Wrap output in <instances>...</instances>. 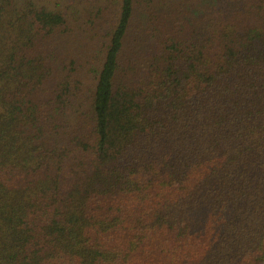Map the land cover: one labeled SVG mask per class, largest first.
Instances as JSON below:
<instances>
[{
    "label": "trees",
    "instance_id": "obj_1",
    "mask_svg": "<svg viewBox=\"0 0 264 264\" xmlns=\"http://www.w3.org/2000/svg\"><path fill=\"white\" fill-rule=\"evenodd\" d=\"M117 1L0 0V264H264V0Z\"/></svg>",
    "mask_w": 264,
    "mask_h": 264
},
{
    "label": "rangeland",
    "instance_id": "obj_2",
    "mask_svg": "<svg viewBox=\"0 0 264 264\" xmlns=\"http://www.w3.org/2000/svg\"><path fill=\"white\" fill-rule=\"evenodd\" d=\"M70 1L82 3L81 6H83L85 8V10L90 8V10H92V12H95L97 9H101L103 11L108 6L113 7V5H109L111 2H112V4H113V2L115 4H116V2H118L117 0H97V1L94 0V3H93V0H70ZM85 12L86 11H84L83 13H85Z\"/></svg>",
    "mask_w": 264,
    "mask_h": 264
}]
</instances>
